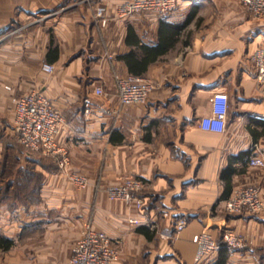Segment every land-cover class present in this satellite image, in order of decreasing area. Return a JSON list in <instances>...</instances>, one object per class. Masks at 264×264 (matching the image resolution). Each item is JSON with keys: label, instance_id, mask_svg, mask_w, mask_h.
Instances as JSON below:
<instances>
[{"label": "crops", "instance_id": "1", "mask_svg": "<svg viewBox=\"0 0 264 264\" xmlns=\"http://www.w3.org/2000/svg\"><path fill=\"white\" fill-rule=\"evenodd\" d=\"M124 1L0 0V264H68L87 221L120 249L113 264H198L195 237L206 227L217 237L232 228L248 245L220 249L200 264L222 256L224 264H264V214L225 209L236 187L262 179L248 161L264 155V97L251 60L264 19L237 0H179L169 15L121 19L116 8ZM162 24L183 26L158 54ZM134 64L156 89L145 104L121 105L114 76L132 73ZM32 91H42L66 117L59 140L71 153L67 171L25 149L14 132V98ZM217 91L229 96L223 132L199 125ZM68 171L86 175L89 185L76 188ZM132 176L146 182L143 211L107 193ZM164 210L185 217L186 228L175 232ZM131 217L158 219L169 237Z\"/></svg>", "mask_w": 264, "mask_h": 264}, {"label": "built area", "instance_id": "2", "mask_svg": "<svg viewBox=\"0 0 264 264\" xmlns=\"http://www.w3.org/2000/svg\"><path fill=\"white\" fill-rule=\"evenodd\" d=\"M242 3L256 19H264V0H237ZM179 8V0H127L116 8V16L127 19L133 15L147 13L169 15ZM97 17L103 26L109 22L104 7L97 8ZM113 58L112 55H108ZM251 60L254 66V77L264 97V34L253 51ZM43 69L49 73L55 71L56 66L44 63ZM119 101L121 105L145 104L150 94L156 89V83L148 77L127 74H115ZM104 90L101 86L95 89V95L101 96ZM211 113L199 119V125L208 131L223 132L226 130L229 119V96L223 91L213 94ZM15 118L13 129L21 145L31 151L53 158L63 170H68L72 164L69 148L59 140V133L66 125L67 120L63 112L54 105L42 91H32L14 98ZM91 98L84 99V116L90 115ZM249 166L262 171L260 183L241 185L236 187L232 195L225 201L228 214H264V155L255 154L248 161ZM69 173V179L78 189L89 185L86 175L79 172ZM146 182L143 178L127 177L119 184L107 188L111 200H121L126 203L135 202L139 210L143 211L145 199L139 195L144 190ZM163 217L170 218L175 232L183 231L188 221L185 217H175L169 210L163 211ZM134 225H144L147 228L161 233L163 237L169 234L161 231L158 219L152 217H131ZM197 251L196 263L200 264L209 259L222 247L229 250H240L247 247L245 236L232 229L226 228L220 236H215L209 229L204 228L195 237ZM120 258V249L114 244L113 238L105 231L94 227L92 221H87L81 237L75 243L72 256L68 264H113Z\"/></svg>", "mask_w": 264, "mask_h": 264}, {"label": "trees", "instance_id": "3", "mask_svg": "<svg viewBox=\"0 0 264 264\" xmlns=\"http://www.w3.org/2000/svg\"><path fill=\"white\" fill-rule=\"evenodd\" d=\"M182 26L183 25H178V24H162V26L160 27V30H159L160 43L156 47L158 54L166 52L171 46L174 45V43L176 41L175 34L176 33L178 34L180 32V30L182 29ZM130 70H132L131 74L142 76L141 75L142 73L137 71V68H136L135 64L134 65H130ZM33 153H37V152H33ZM249 153H250L249 150L243 151L240 154H238L237 157H244L245 155H248ZM37 154L42 155L40 153H37ZM43 156H45V155H43ZM229 168H231V163H230V165L227 168H225L222 171V177H225V172L227 170L229 171ZM140 193H139V195H140ZM8 246H10V245H8ZM227 249L228 248H226V247H222L221 248L222 251H227ZM225 262H226V257L222 256V257H220V259L215 264H224Z\"/></svg>", "mask_w": 264, "mask_h": 264}]
</instances>
